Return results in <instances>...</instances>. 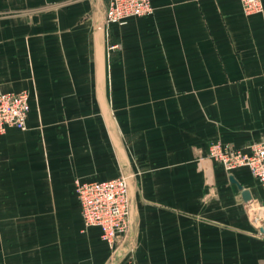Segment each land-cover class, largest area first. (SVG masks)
I'll list each match as a JSON object with an SVG mask.
<instances>
[{
	"label": "crops",
	"instance_id": "1",
	"mask_svg": "<svg viewBox=\"0 0 264 264\" xmlns=\"http://www.w3.org/2000/svg\"><path fill=\"white\" fill-rule=\"evenodd\" d=\"M260 2L149 0L105 27L107 0H0V93L29 104L0 134V264H264L246 213L264 191L206 158L264 140ZM117 176L129 219L111 251L73 186Z\"/></svg>",
	"mask_w": 264,
	"mask_h": 264
},
{
	"label": "built area",
	"instance_id": "2",
	"mask_svg": "<svg viewBox=\"0 0 264 264\" xmlns=\"http://www.w3.org/2000/svg\"><path fill=\"white\" fill-rule=\"evenodd\" d=\"M238 2L245 16L259 14L262 10L260 0ZM151 12L149 0H107L103 24L105 27H121L128 19L147 17ZM28 112V94L25 91L0 93V134L9 128L25 130ZM206 158L212 165H219L224 172L245 168L264 191V140L250 145L245 151L212 142L207 147ZM73 193L84 226L97 228L100 240L112 246L123 235L126 226L124 179L76 183ZM246 203L247 218L258 228L264 220V202L248 200Z\"/></svg>",
	"mask_w": 264,
	"mask_h": 264
},
{
	"label": "rangeland",
	"instance_id": "3",
	"mask_svg": "<svg viewBox=\"0 0 264 264\" xmlns=\"http://www.w3.org/2000/svg\"><path fill=\"white\" fill-rule=\"evenodd\" d=\"M260 4H261V2H260ZM261 8H262V5H261ZM261 12H262V10H261ZM261 12H260V13H261ZM260 13H259V14H260ZM253 15H254V14H253ZM121 177H122V176H117V177H115V178H121ZM115 178H112V179H115ZM112 179H109V180H112ZM122 179H124V182H125L126 200H127L126 226H125V228H124L123 235L120 236V237H118V238L115 240V242H114V244H113L112 246H108V245H107V247H108L111 251H115L116 248L119 247L120 242L124 239V237L126 236L127 230H128V219H129L128 184H127V180H126V178H123V177H122ZM105 181H107V180H105ZM100 182H102V181H100ZM80 183H82V182H80ZM73 188H74V186H73ZM73 194H74V193H73ZM74 196H75V195H74ZM258 203H259V202H258ZM78 210H79V208H78ZM79 216H80V213H79ZM80 218H81V217H80ZM81 222H82V220H81ZM82 225H83V227H85V228H90V227H86V226H84L83 222H82ZM92 228H95V227H92Z\"/></svg>",
	"mask_w": 264,
	"mask_h": 264
},
{
	"label": "water",
	"instance_id": "4",
	"mask_svg": "<svg viewBox=\"0 0 264 264\" xmlns=\"http://www.w3.org/2000/svg\"><path fill=\"white\" fill-rule=\"evenodd\" d=\"M242 197H243V200H248L249 199V196H248V193L247 192H242Z\"/></svg>",
	"mask_w": 264,
	"mask_h": 264
}]
</instances>
